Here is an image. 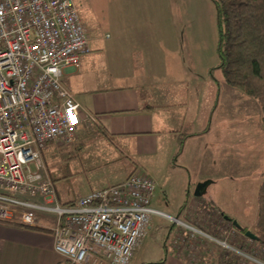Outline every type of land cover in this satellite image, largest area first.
I'll list each match as a JSON object with an SVG mask.
<instances>
[{
	"label": "crops",
	"instance_id": "obj_1",
	"mask_svg": "<svg viewBox=\"0 0 264 264\" xmlns=\"http://www.w3.org/2000/svg\"><path fill=\"white\" fill-rule=\"evenodd\" d=\"M191 2L181 9L172 5V0H115L122 13L131 14L136 29L127 24L126 17L123 27L134 31L126 34L117 32L115 41V44L134 47L120 51L127 59L138 60L132 66L117 64L112 70H107L100 56L104 51L102 37L96 33L93 35L95 28L90 25L91 52L82 56L79 67L64 70V78L82 107L76 141L72 145L50 142L43 150V156L47 152H66L63 154L67 156V178L69 174L82 173L86 167L88 172H102L103 177L85 182L83 191L75 194L62 189V185H67V178L58 175L54 185L62 204L73 203L85 193L119 183L134 169H141L155 180V194L158 187L162 189L160 192L164 195L159 192L155 197L154 194L152 204L167 214L189 216L191 208L204 202L223 212L228 220L238 221L243 228L252 231L256 227L257 218L250 225L241 224L240 221L248 220L245 211L238 213L209 190L218 182L225 189L233 188L239 180L262 171L264 128L260 125L261 114L256 110L258 105L255 101L252 102L255 110L252 109L251 97L247 94L222 78H219L220 87L215 84L209 69L218 62L214 65L200 63V70L196 69L198 62L192 57L184 62L182 45L193 42L197 8L199 14L202 12L201 5L197 7ZM169 12L173 14V22L167 18ZM181 13L189 18L190 31H184V35H180V29L185 25ZM155 18L162 30L159 34L157 32V39H154L157 35ZM150 44L165 46V52L158 49L161 53H154L155 56L158 54V61L163 59V53L167 54V63L161 69L156 70L151 63L146 64V61L155 59L148 53ZM122 78H129V82L122 83ZM235 105L237 108L233 112L228 106L233 108ZM237 110L241 113L236 115ZM253 113L255 126L256 121L259 125L251 132L249 123ZM202 117L205 127L196 129L194 126ZM217 120L222 121L224 128L216 136ZM186 133L190 135L185 136ZM183 137L185 140L180 147ZM172 176L175 177L174 183L170 181ZM205 180L211 181L204 193L207 196L192 194L191 190ZM162 218L165 217H153L147 235L163 240L167 252L163 264L230 262V257L223 255L217 247L202 249L197 260L192 259L193 254L189 250H177L171 243L177 228L171 221L165 228ZM38 221L35 226L24 225L19 214L12 221L0 220V264L66 263L54 248L56 215L40 211Z\"/></svg>",
	"mask_w": 264,
	"mask_h": 264
},
{
	"label": "built area",
	"instance_id": "obj_2",
	"mask_svg": "<svg viewBox=\"0 0 264 264\" xmlns=\"http://www.w3.org/2000/svg\"><path fill=\"white\" fill-rule=\"evenodd\" d=\"M90 52L89 29L74 0H0V220L19 214L22 224L35 226L38 212L54 213V248L65 264H130L155 215L174 224L172 246L189 250L192 259L210 248L202 244L207 241L236 264H264L259 254L232 241L235 231L248 236L215 207L201 202L189 216L154 207L156 182L141 169L73 203L59 201L43 150L50 142L76 141L82 107L64 70L79 67ZM197 208L232 224L230 230L218 235L193 222Z\"/></svg>",
	"mask_w": 264,
	"mask_h": 264
},
{
	"label": "rangeland",
	"instance_id": "obj_3",
	"mask_svg": "<svg viewBox=\"0 0 264 264\" xmlns=\"http://www.w3.org/2000/svg\"><path fill=\"white\" fill-rule=\"evenodd\" d=\"M78 11L84 21V23L88 26V29L90 25H94L95 30L93 29V35L96 33L99 36L102 37V42H103V48L104 51L101 53V61L104 63V65L107 67V70H112L113 65L117 64H124L128 66L136 65L138 60H129L127 59L122 51L124 48L130 49L131 47L134 48L133 46H123L120 44H115V41L117 40V32L123 31L124 34H126L128 31H134V30H127L128 28L123 27L124 25V19L127 17V24H131L132 27L134 28V25L132 24V19H131V14H125L120 11V7H117L115 0H74ZM185 2V4H184ZM191 0H172V5H177L180 6L182 9L185 8L188 4H190ZM176 3V4H174ZM191 3L198 5H201V14H199V8H197V25L195 29H193L194 32V39L193 42L189 45L183 44V52H181V56L184 60V62L187 61V59H192L195 62H198L196 64V69L200 70V63H203V65L206 64H211L213 65L218 62V54H217V44H218V25H217V13L216 9L213 5V3L210 0H193ZM196 5L194 6L196 8ZM190 11V9H189ZM194 13V11H193ZM192 13V14H193ZM196 13V12H195ZM189 14V13H188ZM182 17L185 18V25L180 29V35H184V31L189 32L190 31V26H189V18H187V15L184 13H181ZM168 20L170 22L174 21L173 14L172 12H169L168 15ZM192 18V17H191ZM156 20V18H155ZM91 23V24H90ZM156 27L154 29L155 33L159 34L161 29L159 22L156 20ZM123 27V30H122ZM187 27V28H186ZM158 28V29H157ZM135 29V28H134ZM136 30V29H135ZM90 32V30H89ZM108 34V36H107ZM158 34L155 35L154 39L158 38ZM120 37V36H119ZM181 37V36H180ZM127 36L125 37L126 40ZM92 46V43H91ZM148 53H151L152 56H155L154 53H161L159 52L158 49H163L165 52V46L163 45H158V44H150L148 45ZM124 54V55H123ZM158 54H156L155 59H153L151 62L146 61V64L151 63L153 65L152 68L158 69V68H163V64L167 63L166 57L167 54L163 53V59L158 61L157 58ZM161 56V57H162ZM132 57V54L130 55ZM135 57V56H134ZM189 57V58H188ZM141 64H143V61H140ZM159 65V67H158ZM218 78H222L224 80L223 75L221 72H217ZM122 83L129 82V78L125 79L122 78ZM251 107L253 110H255L253 105L256 102L258 105L259 114H261L260 110V105L256 101V99L251 97ZM229 109L233 110L235 112L237 105H235L233 108ZM203 111V110H202ZM225 114V110L223 112ZM241 111L237 110L236 115L240 114ZM203 114V112H201ZM252 119L249 123L250 131L253 132L255 127H257L259 124L256 121V126L254 122L255 115L254 113L251 115ZM219 117V116H218ZM258 117V116H257ZM258 119V118H257ZM218 121V120H217ZM222 122V121H221ZM221 122L218 121L216 123V128H215V134L216 136L219 135L220 130L224 128V125ZM261 128H264L263 123L260 124ZM248 126V125H247ZM196 129H200L205 127L204 124V118H201V121H198L195 126ZM237 127V126H236ZM240 128V127H239ZM241 129V128H240ZM59 143V142H58ZM62 144V143H60ZM64 145V144H63ZM63 153L66 152H47L44 156V161L47 166L48 172L54 182L57 181V176H62L66 177V170H67V156ZM88 167L85 168L82 173H75V175L69 174V178L66 179L67 185H62V189L64 191L66 190H71L72 193L79 194L80 192L83 191V186L85 182H88L89 180L96 178L99 179L102 176V172H91L87 170ZM262 171L254 172L250 176L243 178L242 180H239L237 182V185L233 188L225 189L224 186L222 185L221 182H218L217 184H214L210 187L209 192H214L219 198H222L225 200L228 205L235 210L238 211V213H241L245 211L247 215V222H242L240 223H255L256 218L258 216L257 214V204H258V183L260 179H262V173H263V166L261 167ZM79 171V170H78ZM133 172V171H132ZM131 172V173H132ZM60 178V179H62ZM172 183L175 182V177L172 176V179L170 180ZM81 182H83V185H81ZM81 185V186H80ZM74 186H78L73 190ZM79 188V189H77ZM162 192V189L160 187L157 188V193ZM195 190H191V193L193 194ZM160 192V193H161ZM65 193V192H64ZM71 193V194H72ZM86 194V193H85ZM161 195H164L161 193ZM207 196V193L204 194ZM82 196V195H81ZM206 203L203 202L200 207L203 206ZM206 207L208 209L213 210V206H210L209 204H206ZM206 210V209H204ZM196 214L198 213L197 216L193 217V222H197L204 227L208 228L212 233L215 234H220L223 232V230H230L229 227H231L232 224L226 223L222 221L221 219H217V217H214V219H211L210 216H208L206 213L202 212L200 208H197L194 210ZM190 220V219H189ZM213 220H216L219 223V226L217 227H210L208 223H212ZM161 222L165 225V228L167 227L166 225L169 223V220L166 218H162ZM213 224V223H212ZM250 230V229H249ZM256 227L254 228L255 231ZM148 236V235H147ZM144 237L143 239V244L141 245L140 249H138L136 255L134 258L131 260L130 264H149V263H156L161 260H164L166 258V249L163 245V240L161 238H154V237ZM233 242L236 243H241L242 245H245L249 250L256 252V254H259V247L255 243H249L247 240L243 238V236L240 233H237V231L234 232L233 236ZM202 244H206L207 247H212L210 245H213L210 242L204 241ZM210 244V245H209ZM215 246V245H213ZM254 254V255H256ZM260 255V254H259ZM261 256V255H260Z\"/></svg>",
	"mask_w": 264,
	"mask_h": 264
},
{
	"label": "trees",
	"instance_id": "obj_4",
	"mask_svg": "<svg viewBox=\"0 0 264 264\" xmlns=\"http://www.w3.org/2000/svg\"><path fill=\"white\" fill-rule=\"evenodd\" d=\"M210 1L217 13L218 63L209 69V75L220 87L217 72H221L229 85L256 99L264 125V0ZM181 140L180 147L185 137ZM262 176L256 230L253 232L258 239L248 238L259 247L258 253L264 258V167ZM247 230L244 227L241 232L246 234ZM149 264H163V260Z\"/></svg>",
	"mask_w": 264,
	"mask_h": 264
},
{
	"label": "water",
	"instance_id": "obj_5",
	"mask_svg": "<svg viewBox=\"0 0 264 264\" xmlns=\"http://www.w3.org/2000/svg\"><path fill=\"white\" fill-rule=\"evenodd\" d=\"M210 183H211L210 180H205V181L199 182V183L197 184V186H196L195 191H194L195 196H198V197L203 196L204 193H205V190H206L207 186H208ZM227 219H229V218L227 217ZM233 224H234L238 229H242V228H243V227L238 223V221H236V220L233 221ZM246 235H247L248 237H250L251 239H255V240L258 239V236H257L255 233H253L251 230H247V231H246Z\"/></svg>",
	"mask_w": 264,
	"mask_h": 264
}]
</instances>
